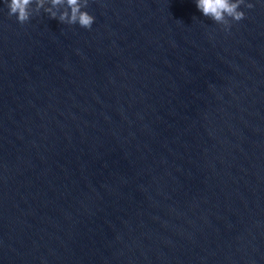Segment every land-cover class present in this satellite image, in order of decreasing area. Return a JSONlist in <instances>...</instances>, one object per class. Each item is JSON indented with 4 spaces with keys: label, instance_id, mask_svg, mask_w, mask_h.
<instances>
[{
    "label": "water",
    "instance_id": "95a60500",
    "mask_svg": "<svg viewBox=\"0 0 264 264\" xmlns=\"http://www.w3.org/2000/svg\"><path fill=\"white\" fill-rule=\"evenodd\" d=\"M0 0V264H264V0ZM34 7V5H33Z\"/></svg>",
    "mask_w": 264,
    "mask_h": 264
},
{
    "label": "clouds",
    "instance_id": "9594fccd",
    "mask_svg": "<svg viewBox=\"0 0 264 264\" xmlns=\"http://www.w3.org/2000/svg\"><path fill=\"white\" fill-rule=\"evenodd\" d=\"M4 2L9 9V16H15L21 25L28 23L41 10L62 24H78L90 30L95 22V17L86 10L89 0H4ZM195 2L205 17L221 25L226 32L231 30L233 22H240L246 18L247 14L241 10L242 6L247 9L255 7L247 0H195Z\"/></svg>",
    "mask_w": 264,
    "mask_h": 264
}]
</instances>
